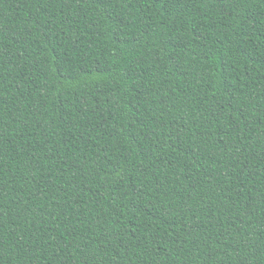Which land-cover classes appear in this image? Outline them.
Wrapping results in <instances>:
<instances>
[{"label":"trees","instance_id":"16d2710c","mask_svg":"<svg viewBox=\"0 0 264 264\" xmlns=\"http://www.w3.org/2000/svg\"><path fill=\"white\" fill-rule=\"evenodd\" d=\"M0 264H264V0H0Z\"/></svg>","mask_w":264,"mask_h":264}]
</instances>
